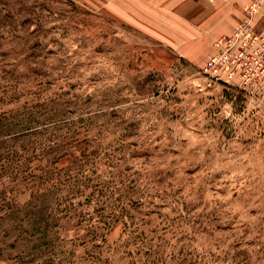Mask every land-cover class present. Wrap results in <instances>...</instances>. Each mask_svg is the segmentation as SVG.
I'll return each mask as SVG.
<instances>
[{"label": "rangeland", "instance_id": "1", "mask_svg": "<svg viewBox=\"0 0 264 264\" xmlns=\"http://www.w3.org/2000/svg\"><path fill=\"white\" fill-rule=\"evenodd\" d=\"M221 1L0 0V264H264V101L181 15Z\"/></svg>", "mask_w": 264, "mask_h": 264}, {"label": "built area", "instance_id": "2", "mask_svg": "<svg viewBox=\"0 0 264 264\" xmlns=\"http://www.w3.org/2000/svg\"><path fill=\"white\" fill-rule=\"evenodd\" d=\"M202 74L264 101V0H252L235 30L214 41Z\"/></svg>", "mask_w": 264, "mask_h": 264}, {"label": "crops", "instance_id": "3", "mask_svg": "<svg viewBox=\"0 0 264 264\" xmlns=\"http://www.w3.org/2000/svg\"><path fill=\"white\" fill-rule=\"evenodd\" d=\"M215 1V0H212ZM252 0H228V1H221L219 6H212L210 5V9L207 8H201L195 5L194 9L197 11L198 10H203V13L197 14V12L193 15H190V13L187 15L185 13H181L183 17L188 16V18H193L194 20L196 19H205L210 17L214 12L215 15L218 16V11H223L221 13V17H224L225 23L227 22L226 26L224 27L225 29L223 30L224 33L223 35H229L231 34L236 26L243 20L244 15H245V8L248 3H250ZM180 15V16H181ZM186 15V16H185ZM203 19V20H204ZM222 35V36H223ZM218 39V38H217ZM215 39V41L217 40Z\"/></svg>", "mask_w": 264, "mask_h": 264}]
</instances>
